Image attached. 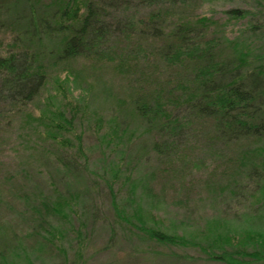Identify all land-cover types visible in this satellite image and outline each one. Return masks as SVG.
Returning a JSON list of instances; mask_svg holds the SVG:
<instances>
[{"label":"trees","instance_id":"obj_1","mask_svg":"<svg viewBox=\"0 0 264 264\" xmlns=\"http://www.w3.org/2000/svg\"><path fill=\"white\" fill-rule=\"evenodd\" d=\"M208 1L212 0H0V35H8L6 50L0 52V104L28 112L31 118L36 109L42 135L73 147L71 155L52 158L51 164L64 171L61 176L74 179L84 171L94 177L87 158L81 164L80 157L84 155L82 121L95 90L88 85V93L74 96L73 85L85 71L82 67L79 72L77 65L84 62L91 71L104 67L111 76L126 78L129 95L113 102L117 112L104 119L106 130L102 131L104 117L93 119L102 162L107 150L111 153L121 146L126 152L132 145L135 136L128 131L132 123L142 129L141 136L158 134L151 150L160 156L169 151L168 141L186 137L191 124L203 121L211 124L212 137L223 145L252 143L241 159L248 163L243 168L253 177L251 192L261 199L264 212V148L254 146L264 142V23L251 22L248 10L241 8L224 10L221 18L200 12ZM254 1L259 6L264 3ZM231 22L242 25L234 32L228 29ZM118 44L125 51L117 52ZM159 68L174 72L175 81L165 82ZM118 163L103 180L113 211L119 219H127V208L119 210L112 190L121 180L120 163L127 164L123 158ZM125 178L127 188L130 178ZM67 194L56 193L40 201L41 206L66 223L72 217L80 220L78 198ZM128 200L131 205L130 193ZM36 211L37 229L44 231L46 242L59 244L62 234L51 232L48 220ZM130 214L136 224L127 222L155 244L187 246L182 237L164 233L156 225L147 227L139 214L133 210ZM96 215L93 209L91 218ZM74 231L83 236L80 229ZM209 242L207 247L221 251L205 248L210 261L244 264L248 257L264 261V230L214 235Z\"/></svg>","mask_w":264,"mask_h":264},{"label":"rangeland","instance_id":"obj_2","mask_svg":"<svg viewBox=\"0 0 264 264\" xmlns=\"http://www.w3.org/2000/svg\"><path fill=\"white\" fill-rule=\"evenodd\" d=\"M229 8L248 10L251 22L264 23V3L259 6L254 0H212L204 3L200 12L221 18L222 12ZM241 25L242 22H231L228 29L235 32ZM7 40L8 35H0L2 54ZM114 48L119 52L125 47L118 44ZM82 67L85 71L74 80V96L83 91L88 93V85L95 91L82 121L84 155L80 163L87 158V169L94 177L84 169L74 179L61 176L64 171L51 164L52 158L71 155L73 147L66 148L61 144L63 141L55 144L42 135L44 127L35 119L36 109L31 118L28 112H17L0 104V264H224L206 257L205 248L221 252L216 247H207L214 235L264 230L263 205L257 194L251 192L254 180L248 169L243 168L248 163L241 159L252 143L223 145L212 137L209 123L191 124L189 135L168 141L169 151L160 156L151 150L158 134L141 136L142 129L132 123L128 130L135 136L132 145L126 152L121 146L111 153L107 150L102 162V146L94 132L93 119L97 115L104 117L102 131L106 130L108 122L104 119L115 110L113 102L129 95V85L125 77L111 76L104 67L91 71L83 62L77 65L79 72ZM158 74L165 82L175 81L174 72L166 73L159 68ZM86 100L88 103L87 96ZM179 110L181 115L182 109ZM258 145L264 148V142L254 144ZM42 158L51 159L47 163ZM121 158L127 164L120 163L121 180L114 183L112 190L119 210L127 208V219H119L113 211L107 180H103V176L110 177ZM126 176L130 178L127 188L123 184ZM67 191L76 194L77 211L83 216H79L80 220L69 218L66 223L47 212L40 201L59 192L67 196ZM129 193L131 205L126 204ZM34 209L48 220L51 232L62 234L59 244L46 242L44 231L37 229L39 219ZM93 209L97 213L95 219L90 216ZM132 210L147 227L156 225L164 233L182 237L187 246L164 247L150 241L133 228L136 220L130 214ZM72 229H80L83 236L77 237ZM243 261L264 264L253 257Z\"/></svg>","mask_w":264,"mask_h":264}]
</instances>
